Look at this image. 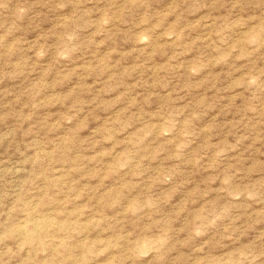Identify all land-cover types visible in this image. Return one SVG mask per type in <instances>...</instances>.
<instances>
[{"label": "rangeland", "instance_id": "obj_1", "mask_svg": "<svg viewBox=\"0 0 264 264\" xmlns=\"http://www.w3.org/2000/svg\"><path fill=\"white\" fill-rule=\"evenodd\" d=\"M0 264H264V0H0Z\"/></svg>", "mask_w": 264, "mask_h": 264}]
</instances>
